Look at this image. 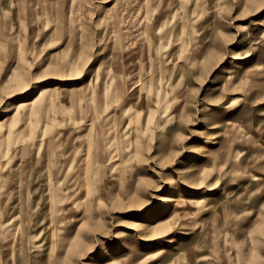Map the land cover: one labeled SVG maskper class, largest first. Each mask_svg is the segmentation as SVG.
<instances>
[{
  "label": "rangeland",
  "instance_id": "obj_1",
  "mask_svg": "<svg viewBox=\"0 0 264 264\" xmlns=\"http://www.w3.org/2000/svg\"><path fill=\"white\" fill-rule=\"evenodd\" d=\"M0 264H264V0H0Z\"/></svg>",
  "mask_w": 264,
  "mask_h": 264
}]
</instances>
